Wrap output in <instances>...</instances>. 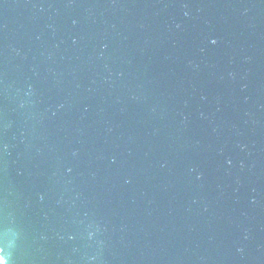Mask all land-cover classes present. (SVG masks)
<instances>
[{
	"label": "water",
	"instance_id": "1",
	"mask_svg": "<svg viewBox=\"0 0 264 264\" xmlns=\"http://www.w3.org/2000/svg\"><path fill=\"white\" fill-rule=\"evenodd\" d=\"M0 248L264 264V0H0Z\"/></svg>",
	"mask_w": 264,
	"mask_h": 264
},
{
	"label": "snow or ice",
	"instance_id": "2",
	"mask_svg": "<svg viewBox=\"0 0 264 264\" xmlns=\"http://www.w3.org/2000/svg\"><path fill=\"white\" fill-rule=\"evenodd\" d=\"M213 44L216 43L215 40L212 41ZM2 249V248H0ZM0 264H6V257L4 255H0Z\"/></svg>",
	"mask_w": 264,
	"mask_h": 264
}]
</instances>
